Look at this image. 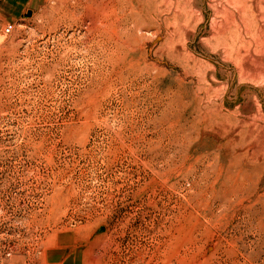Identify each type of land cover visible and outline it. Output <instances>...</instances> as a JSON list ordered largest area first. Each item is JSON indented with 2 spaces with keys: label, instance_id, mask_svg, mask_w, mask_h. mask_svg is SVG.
Listing matches in <instances>:
<instances>
[{
  "label": "rangeland",
  "instance_id": "374dc122",
  "mask_svg": "<svg viewBox=\"0 0 264 264\" xmlns=\"http://www.w3.org/2000/svg\"><path fill=\"white\" fill-rule=\"evenodd\" d=\"M0 264H264V0H0Z\"/></svg>",
  "mask_w": 264,
  "mask_h": 264
},
{
  "label": "built area",
  "instance_id": "2783aa9c",
  "mask_svg": "<svg viewBox=\"0 0 264 264\" xmlns=\"http://www.w3.org/2000/svg\"><path fill=\"white\" fill-rule=\"evenodd\" d=\"M11 29V26L10 25H6L5 28H4V31L5 32H9Z\"/></svg>",
  "mask_w": 264,
  "mask_h": 264
},
{
  "label": "water",
  "instance_id": "95a60500",
  "mask_svg": "<svg viewBox=\"0 0 264 264\" xmlns=\"http://www.w3.org/2000/svg\"><path fill=\"white\" fill-rule=\"evenodd\" d=\"M29 14H30V11L27 12V15H29Z\"/></svg>",
  "mask_w": 264,
  "mask_h": 264
}]
</instances>
